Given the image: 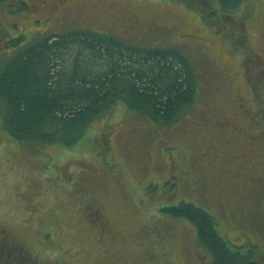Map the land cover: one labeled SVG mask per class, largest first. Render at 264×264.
I'll list each match as a JSON object with an SVG mask.
<instances>
[{"label": "rangeland", "instance_id": "1", "mask_svg": "<svg viewBox=\"0 0 264 264\" xmlns=\"http://www.w3.org/2000/svg\"><path fill=\"white\" fill-rule=\"evenodd\" d=\"M14 4L0 7L1 51L4 30L29 40L39 27L171 47L189 60L197 96L171 128L118 104L70 151L16 143L0 125V264H212L194 228L162 213L181 202L264 264V148L251 126L264 119V0L226 15L219 0H36L33 13ZM242 75L259 90L239 108ZM187 157L198 182L170 188L173 160Z\"/></svg>", "mask_w": 264, "mask_h": 264}, {"label": "trees", "instance_id": "2", "mask_svg": "<svg viewBox=\"0 0 264 264\" xmlns=\"http://www.w3.org/2000/svg\"><path fill=\"white\" fill-rule=\"evenodd\" d=\"M11 1L34 12L29 5L36 0H0V7ZM242 2L219 0L225 15ZM4 33L8 42L0 50V125L16 143L73 150L89 126L118 104L153 126L171 128L196 100L190 62L174 48L136 45L86 28L45 34L39 27L29 40ZM162 213L194 228L212 264H260L221 239L213 217L194 205L182 202Z\"/></svg>", "mask_w": 264, "mask_h": 264}, {"label": "flooded vegetation", "instance_id": "3", "mask_svg": "<svg viewBox=\"0 0 264 264\" xmlns=\"http://www.w3.org/2000/svg\"><path fill=\"white\" fill-rule=\"evenodd\" d=\"M255 81L258 85L262 84L264 82V75L261 77H258ZM256 89H257V86L254 85V83L252 81H249L247 78H245L244 75H242V78L236 79V84H235V86L232 87V99H233V101L236 102L238 107L241 108L243 103L246 101L249 93H251L253 95V98H254V96L258 95L259 87H258L257 91H256ZM252 121L253 120H251V122ZM205 122H209V121L206 119ZM252 125H253V128H255V130L257 132L258 131L260 132V136L256 137L255 139L258 140L257 142H259V144L264 148V119H263L262 124H259V123L252 124L251 123V126ZM251 126H249L248 128L250 129ZM234 132L237 133L236 135L239 134V131H237V130H234ZM240 157L243 158L244 156L242 155ZM261 159L264 161V153L261 154ZM186 161H188V160H186ZM186 161L180 163L178 161L173 160L174 168L177 169V172L175 173V175L172 176L171 181H169L170 182L169 183L170 188L172 186L173 181H175V180H177L178 182L180 181V183L178 184L180 186H190V185L194 184L196 181L198 182V180L194 177V172H193L192 168L189 167L188 164H186ZM175 162H177V163H175ZM257 162L258 163L260 162L259 155L257 158ZM240 163L242 164L243 162L241 161ZM231 168H233L234 170L241 169V168L235 167V166H232ZM263 168H264V166L261 167L260 169H263Z\"/></svg>", "mask_w": 264, "mask_h": 264}]
</instances>
